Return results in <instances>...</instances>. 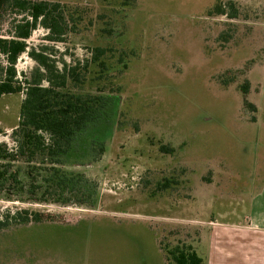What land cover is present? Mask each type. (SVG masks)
Segmentation results:
<instances>
[{
    "label": "rangeland",
    "instance_id": "rangeland-1",
    "mask_svg": "<svg viewBox=\"0 0 264 264\" xmlns=\"http://www.w3.org/2000/svg\"><path fill=\"white\" fill-rule=\"evenodd\" d=\"M52 1L77 30L51 42L38 27L29 45H48L59 63L80 60L87 80L72 90L103 88L111 117L80 133L60 165L90 180L92 202L0 192V211L43 218L0 231V264H170L171 249L195 248L217 213L242 208L251 180H264V0H234L237 18L215 13L229 0ZM96 46L107 49L102 81ZM35 65L24 53L17 69ZM23 98L0 97V142L10 146Z\"/></svg>",
    "mask_w": 264,
    "mask_h": 264
},
{
    "label": "trees",
    "instance_id": "trees-1",
    "mask_svg": "<svg viewBox=\"0 0 264 264\" xmlns=\"http://www.w3.org/2000/svg\"><path fill=\"white\" fill-rule=\"evenodd\" d=\"M215 13L237 18L239 10L236 2L229 0L223 7L218 3ZM6 14L11 18L8 29L0 33V54L5 60L0 63V97L23 92L24 98L19 122L10 133L13 146L0 142V192L10 194L17 187L18 194L27 193L37 201L90 203L93 192L85 187L90 180L82 174H69L60 165L80 133L110 120L113 99L103 93V88L98 93L74 92L73 88L87 80V74L80 70L81 61L59 63L48 45H29L38 27L46 29L44 39L51 42H65L77 30V23L59 1L0 0V31ZM106 52L105 47L96 46L91 55V62L99 68L96 79L100 81L107 77ZM24 53L36 65L28 74H19L17 63ZM248 87H242L244 94ZM249 104L253 111L257 110L253 103ZM252 119L256 120V116ZM42 219V215L29 209L7 208L0 211V231ZM168 253L170 264H204L190 244H177Z\"/></svg>",
    "mask_w": 264,
    "mask_h": 264
},
{
    "label": "crops",
    "instance_id": "crops-1",
    "mask_svg": "<svg viewBox=\"0 0 264 264\" xmlns=\"http://www.w3.org/2000/svg\"><path fill=\"white\" fill-rule=\"evenodd\" d=\"M251 181L238 198L242 208L220 211L210 227L202 228L195 249L204 264H264V180Z\"/></svg>",
    "mask_w": 264,
    "mask_h": 264
}]
</instances>
